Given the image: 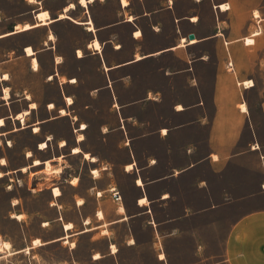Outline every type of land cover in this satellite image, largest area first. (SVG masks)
Listing matches in <instances>:
<instances>
[{
    "label": "crops",
    "instance_id": "0c3cea01",
    "mask_svg": "<svg viewBox=\"0 0 264 264\" xmlns=\"http://www.w3.org/2000/svg\"><path fill=\"white\" fill-rule=\"evenodd\" d=\"M49 1L28 0L20 21L0 25V140L33 138L18 170L0 159L3 177L27 187L16 215L31 229L12 252L144 264L154 240L176 254L171 240L197 241L195 221L226 211L211 222L228 225L227 264H264V208L248 209L264 194V0Z\"/></svg>",
    "mask_w": 264,
    "mask_h": 264
},
{
    "label": "rangeland",
    "instance_id": "374dc122",
    "mask_svg": "<svg viewBox=\"0 0 264 264\" xmlns=\"http://www.w3.org/2000/svg\"><path fill=\"white\" fill-rule=\"evenodd\" d=\"M49 2L51 5H59L64 3L65 0H50ZM24 3L26 5L29 4L28 0H0V6H3V13L0 12V16H2L0 17L2 21L0 25L3 24L2 26L4 28L11 29L16 24V21H20ZM14 127L15 126H13L11 122H8L3 129L5 132H8L12 129L14 130ZM57 129L60 132H63L64 135H68V130L66 131L63 124H60ZM43 130L45 131L49 129ZM90 133L93 140L97 138V128H92ZM6 139L8 141H6ZM32 141L33 138L29 135L28 130L22 131V133L19 131L9 135L7 134L4 139L0 140V159L4 158L6 161L7 165L4 166L5 170H12L13 168H17L15 170H18L21 166V157H24L28 152L31 153L28 147ZM86 157L88 156L86 155ZM45 167L46 169L51 168L50 163H45ZM31 176L32 175H29V177ZM26 188L27 187H21V177L17 176L16 173L12 175L11 179L7 176L0 178V240L3 243L8 244L7 248L0 251V264H30V261L33 264L32 260H35V263L41 261V258L36 255L31 257L30 254H25L24 257V254H21V252L18 254H8L9 252L21 248V246H24L25 235L27 236L28 229H31L29 223L26 228L23 226V223L21 224V217L20 220L17 219L18 217L15 218L17 216L16 214H21V198L23 200ZM28 188L36 189L37 187ZM66 188L67 187H58L60 194L64 193ZM32 191L33 190L27 192L29 194H34L35 192ZM109 193L112 196V193ZM146 201L145 197L139 199L140 204H145ZM248 204L249 210L264 208V194L250 199ZM246 209L247 208L234 206L233 211L234 213H238L242 210L245 211ZM228 214L229 212L224 211L217 215L218 217L213 215L207 219L202 218L196 220L195 225H202L201 232L195 233L199 236H196L197 241L194 240L192 233L181 232L180 238L171 240L169 245L166 246L168 251L176 252V254L164 256L161 251V244H159L158 239H156L150 244L151 249L148 250V255H146V252L144 251L141 257L139 255L136 258H142L144 264H227V261L225 260L226 257L222 254V241L228 225L224 222L223 224H216L214 221H211L220 219L224 220ZM207 220H209V223L206 224ZM188 226L190 225H183V227ZM143 227L142 229L144 233L142 235L146 238L148 237V234L146 233L145 225ZM140 235L141 234L138 233V242L140 241ZM175 237H178V233ZM149 242H151V240ZM116 248L118 249V247ZM58 251L62 252L64 250L60 249ZM95 258H99V255L95 254Z\"/></svg>",
    "mask_w": 264,
    "mask_h": 264
},
{
    "label": "bare ground",
    "instance_id": "6f19581e",
    "mask_svg": "<svg viewBox=\"0 0 264 264\" xmlns=\"http://www.w3.org/2000/svg\"><path fill=\"white\" fill-rule=\"evenodd\" d=\"M80 4L81 5H86V0H80ZM69 7H73V5L71 4ZM48 16V13L46 12V11H42V12H40L39 14H38V18L43 22V23H45L47 20H46V17ZM60 16H64L63 14H61ZM85 24H87V23H85ZM28 24H25V26H24V28H28V26H27ZM88 27H89V29H91V27H92V23H91V21H89L88 22ZM50 37H52V36H50ZM247 41H250L249 39H247ZM92 46L95 48V49H98L99 48V43L95 40L94 42H93V44H92ZM27 51H28V53H30L31 54V49L30 48H28L27 49ZM36 63V62H35ZM6 91V90H5ZM4 95H5V93H4ZM68 100V102H70L71 100L69 99V98H67ZM52 107V106H51ZM244 108V107H243ZM64 113V111L63 110H61V114H63ZM22 120V119H21ZM2 123V121H0V124ZM80 138L79 139H81L82 137L81 136H79ZM45 143V142H44ZM42 146H44V144H41ZM64 145V144H63ZM45 148V147H44ZM80 152V149L78 148V147H75L74 149H73V153H79ZM93 159V158H92ZM34 164L35 165H38L39 164V161L38 160H35L34 161ZM132 166H127V169H130ZM46 170H51V168H49V169H46ZM59 171V168H56L55 169V172H58ZM93 173H95V174H97V171L95 170V171H93ZM3 173L2 172H0V178L1 177H3ZM138 183H141V181L139 180L138 181ZM52 193H53V195L54 196H58V195H60V191H59V189L57 188V187H54L53 188V191H52ZM119 210H123V207L122 206H120L119 207ZM98 216H102V214L100 213V212H98ZM16 217H18V218H20L21 216L20 215H17ZM71 227V224H65V229H69ZM33 244L34 245H40L41 244V242H40V240L39 239H35V240H33ZM8 247V244L7 243H3L1 240H0V251H3V249L4 248H7ZM111 250H112V252L113 253H115L116 252V247L114 246V245H112L111 246ZM26 251H28V250H26ZM14 253H16V252H9L8 254H14Z\"/></svg>",
    "mask_w": 264,
    "mask_h": 264
},
{
    "label": "built area",
    "instance_id": "2783aa9c",
    "mask_svg": "<svg viewBox=\"0 0 264 264\" xmlns=\"http://www.w3.org/2000/svg\"><path fill=\"white\" fill-rule=\"evenodd\" d=\"M111 193H112V197L115 201H120L121 200V197L119 195V192L114 190V188H111L110 189Z\"/></svg>",
    "mask_w": 264,
    "mask_h": 264
},
{
    "label": "water",
    "instance_id": "95a60500",
    "mask_svg": "<svg viewBox=\"0 0 264 264\" xmlns=\"http://www.w3.org/2000/svg\"><path fill=\"white\" fill-rule=\"evenodd\" d=\"M189 37L192 38V34H190Z\"/></svg>",
    "mask_w": 264,
    "mask_h": 264
}]
</instances>
